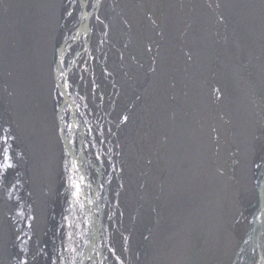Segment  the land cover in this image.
<instances>
[{"label": "bare ground", "instance_id": "1", "mask_svg": "<svg viewBox=\"0 0 264 264\" xmlns=\"http://www.w3.org/2000/svg\"><path fill=\"white\" fill-rule=\"evenodd\" d=\"M64 28L79 33L67 53ZM67 57L73 103L84 97L91 114L85 128L78 117L81 143L62 140L54 117L53 59ZM0 92L33 118L14 130L17 208L9 215L8 197L2 208L16 238L20 225L32 237L13 257L2 227L1 264L43 263L67 187L63 146L93 154L85 173L106 207L107 264H243L264 211V0H0ZM251 253L248 264H264V232Z\"/></svg>", "mask_w": 264, "mask_h": 264}, {"label": "water", "instance_id": "2", "mask_svg": "<svg viewBox=\"0 0 264 264\" xmlns=\"http://www.w3.org/2000/svg\"><path fill=\"white\" fill-rule=\"evenodd\" d=\"M76 14L82 17L81 12ZM78 34L71 35L64 28L62 37L64 46L60 52L67 53L70 48L69 43L77 39ZM81 48L75 51V54L73 53L74 56ZM80 54H83V50L80 51ZM53 63L56 70L59 68L58 73H56L58 84L54 94V99H56L54 117L61 120L63 126L58 127V132H60L62 140L68 133L72 135L75 143L76 140L81 143L82 139L79 136L80 132L77 127V122L80 121L78 117L83 120L82 128H85L87 125L85 124V115L91 116V114L86 111L85 98L81 97L77 103H73V91H69V88H73L74 91L78 90L74 79L75 75L78 74L75 71L74 57L72 60L67 57L63 67L55 63L54 59ZM8 100L9 98L4 97L0 92V239L3 236L2 227L7 226L3 219L6 216V210L2 215V208L6 206V198L8 197L9 215L16 210L17 198L14 192L19 190L17 186L21 190L20 183H22L19 179V171L23 167L20 168L18 163L19 149L13 137L14 130L17 134L18 129L16 127L20 124V121L27 123L28 120H33L29 111V103L22 102L18 98H12L10 102ZM46 118L49 120L48 117ZM18 139L22 144L21 138ZM58 140H60L59 136ZM73 146L74 144L72 149ZM61 165L67 187L63 191L61 209L56 213L55 225L52 224L51 238L44 247H41L44 252V256L41 257L43 260L41 264H107L108 262L104 260L109 243V238L106 235L109 222L108 216L107 219H104V209L106 207L99 198L97 188L88 181V175L85 173L88 166L94 165L93 154L91 151L86 150L85 154L82 152L81 157L76 155L75 149L65 153L63 146V163L61 162ZM90 168L96 171L95 167ZM110 173H112V169ZM16 175H18L17 178H15ZM99 176L107 182L108 179L105 176ZM9 185L13 188L11 203ZM12 219L14 220L13 216ZM260 223L264 229V213ZM257 230L254 232V239L243 250V264H248L249 257L253 255L251 252L254 251V248H257V241L262 232L258 230L257 233ZM19 234H21L19 238H16L15 230L9 222L6 235L9 238L8 249L11 251L9 255H13V257L22 255V253L15 251V248L20 247L21 243L28 247L29 238L32 237L23 225H20ZM259 246L261 247V244H258ZM118 263L120 264V262ZM121 264H125L123 258Z\"/></svg>", "mask_w": 264, "mask_h": 264}, {"label": "rangeland", "instance_id": "3", "mask_svg": "<svg viewBox=\"0 0 264 264\" xmlns=\"http://www.w3.org/2000/svg\"><path fill=\"white\" fill-rule=\"evenodd\" d=\"M158 6L159 5H157V7L156 8H158ZM165 6V4L163 3L162 4V7H164ZM106 10V9H105ZM105 10L104 11H102V12H99V14H100V16H101V22L103 21V19H104V17H105ZM97 14L98 13H94L93 15L95 16V20L97 21ZM162 14H163V12H161V11H159V13L157 14V18H161V16H162ZM156 16V15H155ZM135 17V19L136 20H139V18L135 15L134 16ZM142 17V16H141ZM97 25L99 26V24H96L95 23V26L97 27ZM98 33V29L96 28V34ZM127 34V33H126ZM99 38L100 37H98V41H99ZM129 38V37H128ZM128 40V39H127ZM57 41H58V39H57ZM73 42V41H72ZM99 43V42H98ZM87 79H89L90 80V82L92 83V89H94L95 88V86L98 84L97 82H96V78H95V75H92V78H87ZM57 84V83H56ZM111 85H112V83H111ZM93 94H96L95 93V91H93ZM122 103H126L125 102V98L123 97V99H122ZM92 103H93V101H92ZM94 105H95V110L97 109V107H98V105H97V102L94 100ZM123 106H124V104H123ZM119 113H121V110L119 109ZM123 111H122V113H121V115L119 114V116H123ZM106 115H110L111 116V113L110 112H107V113H105ZM118 115L116 114V117H117ZM102 118V117H101ZM105 117H103L102 119H104ZM90 123V122H89ZM105 125H108V123H105ZM103 130L105 129V127H104V123H103ZM104 132V131H103ZM105 137H106V135H104ZM235 157V155H234V153H232L231 154V158H234ZM91 175H94V176H96V172H94L93 170H91ZM114 185V184H113ZM263 192H264V187H263ZM58 194V193H57ZM262 202H263V200H262ZM262 206H264L263 204H262ZM108 208H109V204H108ZM261 212H262V210H261ZM264 213V211L262 212V214ZM259 221H260V219H258L257 218V220L255 221V223H254V230L252 229V231L253 232H255V230L256 229H258L259 230V228H260V225L258 224L259 223ZM262 232L261 233H263L264 232V229H262L261 230ZM257 233H258V231H257ZM29 234V233H28ZM148 236H149V232L147 231V230H142L141 231V233H140V236H138L137 238V254H138V256H139V258H140V260H141V262H144V259L146 258L147 259V253H146V251H147V249H148ZM257 236V235H256ZM254 235L249 239V242H247V244L246 245H244V249H246L247 248V246H248V244L254 239ZM15 250H16V248H15ZM243 256V255H242Z\"/></svg>", "mask_w": 264, "mask_h": 264}, {"label": "flooded vegetation", "instance_id": "4", "mask_svg": "<svg viewBox=\"0 0 264 264\" xmlns=\"http://www.w3.org/2000/svg\"><path fill=\"white\" fill-rule=\"evenodd\" d=\"M145 16H146V17H145ZM143 19H145L146 21L151 20L149 13H146V15L143 14V16H142V20H143ZM154 19H155V21L158 19L157 16H155V14H154ZM143 21H144V20H143Z\"/></svg>", "mask_w": 264, "mask_h": 264}]
</instances>
